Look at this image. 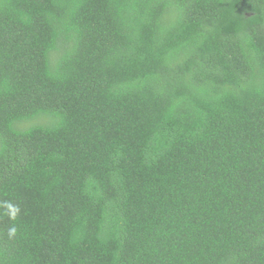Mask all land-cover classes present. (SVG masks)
<instances>
[{"label":"trees","instance_id":"1","mask_svg":"<svg viewBox=\"0 0 264 264\" xmlns=\"http://www.w3.org/2000/svg\"><path fill=\"white\" fill-rule=\"evenodd\" d=\"M0 264H264V0H0Z\"/></svg>","mask_w":264,"mask_h":264},{"label":"clouds","instance_id":"2","mask_svg":"<svg viewBox=\"0 0 264 264\" xmlns=\"http://www.w3.org/2000/svg\"><path fill=\"white\" fill-rule=\"evenodd\" d=\"M8 209V214L10 215L11 218H15L16 213L19 211L18 208L14 207L11 204L6 205ZM12 233H15V228L11 229Z\"/></svg>","mask_w":264,"mask_h":264}]
</instances>
